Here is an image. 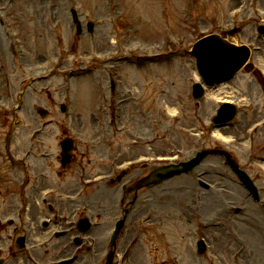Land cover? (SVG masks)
<instances>
[{
  "label": "rangeland",
  "instance_id": "1",
  "mask_svg": "<svg viewBox=\"0 0 264 264\" xmlns=\"http://www.w3.org/2000/svg\"><path fill=\"white\" fill-rule=\"evenodd\" d=\"M0 2L2 5L6 4L5 11L8 16H11L10 21L14 25L13 32L15 33L13 37L11 36V43L10 38L5 35L6 30L0 26L2 41L4 40L7 45L11 43L7 47L5 45V48H2L0 44V60L5 62L8 82L12 87L10 93H5V84L0 83V116L3 120L0 125V149L3 152L4 147L6 149L8 144L12 149V151L11 149L8 151L14 155L8 156V151H6V157L11 159L29 157L28 159L31 160L32 156H23L24 149L31 142L29 132L36 127L43 129L42 135L37 139L51 156L47 159H38L33 167L43 172V180L52 179L53 183L57 182L58 188L53 200L59 219H62V215H67V212L74 210L73 216L75 217L85 211L93 216V220L101 221L103 219L100 217V211L105 207L102 206L98 198L100 195L99 186H87L88 184L79 177L81 174H78L77 171L68 170L66 179L63 177L64 180L59 181L56 177L55 172L59 169L57 155L60 151L59 139L64 134H69L73 137L77 147L83 148L85 152L91 151L96 156L104 150L102 145L107 143L110 131L113 132L114 129L111 125L110 113L106 114L109 109L98 110L97 102H103L101 94L105 93L107 102L109 97L108 79H105L100 70L96 72V75L76 78L75 81L66 78V70L81 62L76 59V54L85 55L100 46L105 55L116 54V52L125 54L127 51L137 49L136 45L156 49L162 40H166L167 44L172 47L179 44L183 47L180 50L184 51L201 32H208V29L219 31L235 24L243 26L240 41L252 40L255 43H262V52H264V41L260 42L255 39L256 31L254 30L255 25L264 20L261 15L264 12V0H239L238 2L232 0H15L9 4ZM135 4L141 5L142 16L140 19L134 18L130 14L131 7H134ZM70 6L78 7L82 15L87 13V18L95 17L97 19L98 24L95 26L93 41L97 43L98 47L88 48L86 33H84L81 36H76L82 40L77 39L76 42L74 40V51L70 49L69 44L72 42L68 43V41L75 33L72 23L66 22L71 19L69 18ZM121 13L123 18L118 19V14ZM21 21L28 22L31 34L26 30L24 23L18 26ZM54 24L56 27H53ZM142 24L148 26L145 32H142ZM125 30H127V34H124ZM42 37L48 38L49 41L43 43L45 39L43 41ZM14 38H19L21 42L20 48L16 47V52ZM38 44H41V49L37 47L36 49L42 53L35 49ZM89 45L91 46V44ZM12 47L14 48L13 57L19 58L22 52L25 53L22 56L24 62L21 63H24L23 65L16 62L11 65L12 56L9 50ZM262 52H259V55ZM30 56L35 57L31 58ZM187 59L189 60L190 57H183L181 60L185 65L191 67L190 63L184 62ZM175 62L177 61L170 60L168 64L139 67L136 77L126 78L118 73L119 78L123 81L121 84L125 91L128 88H132L135 93L137 91V95H130L129 102L122 105L123 113L120 121L122 127L133 139L143 140L144 150L140 152L149 158H154L153 160L149 159L151 166L156 163V158L163 154L166 156L174 154L177 159H184L193 155L195 150L204 147L227 149L237 157L240 165L245 167L250 175L258 177L256 181L262 189L261 196H264L262 167L258 165L259 161H250L251 158L261 159L264 157V134L260 133L262 129L264 130V120L259 123L260 130L258 132L256 129L254 131L249 129L254 119L264 116V108L261 112H258V108L252 110L250 112L252 114L248 113L247 117L243 119L244 121L241 120L243 123L240 121L234 127H224L218 134H213L208 129L209 119L205 115L207 110L201 108L199 101H195L190 96L188 89L184 92V83L181 79L180 84L179 81H175L178 86L176 87V96L179 101L180 115L179 118L173 117L168 113L166 105H169L172 99L170 94L173 89V79L176 75H183L188 71L182 65L174 70H169ZM120 68L122 73H125V68ZM164 70H169L167 74L170 79L167 74L163 73ZM34 74H49L51 77L42 81L39 88L38 84L33 86L30 83L31 76ZM248 75L242 74L241 77L235 79V83L240 86L245 85V79L251 77ZM1 76L0 73V78ZM193 78L191 71L190 76L185 77L184 81L188 85L189 79L193 80ZM22 82H26L28 85L27 90L22 93L25 105L19 111L23 119L22 123H19L18 129L15 130L14 143H12L8 140L9 137L5 136L9 128L5 123L9 124L12 119L11 111L15 109L14 104H16L19 90L22 89ZM209 93L222 97L228 92L222 88L221 91L212 89ZM232 94L237 95L233 92ZM250 97H254L255 102L261 104L264 95L254 93L250 94ZM62 100H66V113H61L59 110ZM35 103L48 107L51 114L46 119H41L34 110ZM105 104L107 103L104 102ZM208 106L210 115L217 106L216 99L213 98ZM103 108L105 109V106ZM202 113H205L204 117ZM260 113L261 115H258ZM129 114L131 115L130 119ZM67 116L70 124L62 121V118L67 119ZM140 119L143 123L139 125ZM116 135L118 136H114L113 139L109 138L112 143H114V139H121L122 133L117 132ZM94 141L98 146L93 145ZM18 149L21 150L20 156L16 155ZM138 153L133 151L132 156H136ZM222 161L218 155H208L195 170L210 172L220 170L223 172L221 170L223 168L230 180L225 176L219 177L217 173L212 174L213 180H211L210 186L204 188L199 186L196 180H193L192 175L185 174L174 177V179L151 190L152 196L148 200H151L152 207L157 208L161 214L167 210L171 211V227L160 234L152 231V225H148L146 222L139 223L142 237L136 243L138 246L120 264H170L173 258L177 264H264V214L259 203L248 197L245 188L235 180V175ZM95 165L98 164L95 163ZM99 172H101L99 168L97 170L88 169V173H90L88 176L94 178ZM48 173H50L49 177L46 176ZM208 177H210L209 174L202 176L204 179ZM85 179H90V177ZM10 180L15 181V179ZM15 183L8 184V188L11 190L4 197L8 201L7 208L3 211L0 206V257L5 260L2 264L7 262L5 248L10 243L11 234L21 233L23 228L27 229L31 245L34 244L30 248L31 254L33 251L42 264L50 262L55 257L64 256L61 252L63 248L60 244L54 243L55 239L52 242H42V237L48 233L42 231L43 229L37 225V220L42 217V215L38 217L42 208L41 204H44L43 202L39 203L43 195L42 184L30 190L32 195L29 205L30 214L27 217H20V220L17 219L14 225H8L7 218L14 215L20 205V202L12 197L16 196L13 189L16 188ZM78 191H80L79 194H77ZM115 191H119V189L115 188ZM111 204V209L120 207L118 200L113 199L112 203H109L108 200L107 207ZM238 205L244 209L241 213L235 214L233 207ZM188 207L191 208L188 209ZM137 208H139L138 204ZM180 208L188 215L193 216L194 220L204 223L201 231L208 241L209 252L205 256L197 257L199 259L195 258L191 248L192 243L198 237L195 231L196 224L191 229L185 221L189 217H182L178 211ZM144 212L145 210L142 211V214H145ZM108 217L110 226L113 215L109 214ZM140 218L141 216L139 221ZM160 218L159 222L164 228L165 224L169 222ZM135 223L138 222L135 221ZM104 226L101 223L90 231L89 234L96 236L98 242L93 245L91 252L84 248L83 258L78 264H102V261H105L109 238L104 235L106 232ZM231 232H237L240 236L239 239L244 243L241 244L240 240L235 241L236 239L229 235ZM86 239L89 240V236ZM122 241L119 239L118 243L122 245ZM20 259L22 260H19L18 264H30L23 255ZM12 262L17 261L14 259L6 264Z\"/></svg>",
  "mask_w": 264,
  "mask_h": 264
},
{
  "label": "water",
  "instance_id": "2",
  "mask_svg": "<svg viewBox=\"0 0 264 264\" xmlns=\"http://www.w3.org/2000/svg\"><path fill=\"white\" fill-rule=\"evenodd\" d=\"M194 53L198 57V63L200 64V68L204 69L206 66V59L210 56H226V53L211 39H205L199 42L196 45Z\"/></svg>",
  "mask_w": 264,
  "mask_h": 264
},
{
  "label": "bare ground",
  "instance_id": "3",
  "mask_svg": "<svg viewBox=\"0 0 264 264\" xmlns=\"http://www.w3.org/2000/svg\"><path fill=\"white\" fill-rule=\"evenodd\" d=\"M219 131H220V128H217V129H215V132H217V133H218Z\"/></svg>",
  "mask_w": 264,
  "mask_h": 264
}]
</instances>
